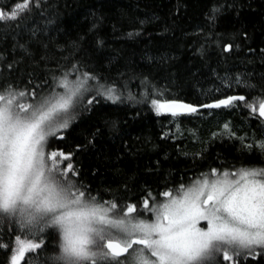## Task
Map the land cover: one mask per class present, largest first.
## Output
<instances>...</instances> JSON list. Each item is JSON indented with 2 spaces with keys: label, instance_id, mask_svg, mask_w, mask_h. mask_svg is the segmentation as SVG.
<instances>
[{
  "label": "trees",
  "instance_id": "1",
  "mask_svg": "<svg viewBox=\"0 0 264 264\" xmlns=\"http://www.w3.org/2000/svg\"><path fill=\"white\" fill-rule=\"evenodd\" d=\"M19 2L22 0H0V8L6 11ZM41 3L19 27L11 22L0 24V84L6 81L22 87L31 79L29 87H33L47 80L36 91L48 94L54 86L51 72L59 78L65 71L72 72L77 63L81 72L98 74L105 78L102 82H116L122 102L100 99L86 112L78 107L77 119L62 133L65 139H50L51 149L66 152L87 145L77 152L74 163L80 171L77 179L93 194L99 193L106 201L118 198L123 204L139 203L150 191L163 201L159 193L174 192L180 184L187 186L213 168L264 165V156L245 147L264 140V124L242 105L202 108L198 114L173 118L157 116L150 103L151 98L209 103L238 94L251 102L253 96H259V89L249 92L243 83H236V77L243 80L251 74V82L260 83L264 76L260 53L264 48V0ZM216 7L222 10L213 21L209 12ZM226 43L239 48L224 53ZM4 57L21 63L14 64L15 70L9 73ZM157 91L162 95H149ZM129 95L134 99H128ZM88 98L89 93H84V104ZM225 123L235 138L225 132ZM97 129L99 134L93 138ZM214 133L218 134L215 138ZM143 217L152 219L147 212ZM55 243L49 238V250ZM0 264H9L3 250ZM221 264L227 262L221 260ZM243 264H264V259L248 257Z\"/></svg>",
  "mask_w": 264,
  "mask_h": 264
},
{
  "label": "snow or ice",
  "instance_id": "2",
  "mask_svg": "<svg viewBox=\"0 0 264 264\" xmlns=\"http://www.w3.org/2000/svg\"><path fill=\"white\" fill-rule=\"evenodd\" d=\"M42 6L41 0H22L6 11L0 8V24L19 27ZM221 10L213 8L209 18L214 21ZM19 47L31 56L24 45ZM234 48L239 45L226 43L222 50L231 53ZM260 53L264 56V48ZM19 63L3 58L9 73ZM51 76L54 86L47 95L36 91L47 80L33 87L31 79L22 87L0 84V250L9 264H243L248 257L264 259V165L222 172L213 168L187 187L180 184L175 193H159L163 201L150 191L139 203L103 200L77 179L80 171L74 159L87 145L66 152L51 149L50 139H65L62 133L77 119L78 107L90 111L100 99L120 103L123 93L115 81L102 82L105 78L98 74L81 72L78 63L72 72ZM236 83L249 92L259 89L260 95L251 102L243 94L211 103L151 98V108L157 116L177 118L202 108L242 105L264 124V76L260 83L251 82V74L243 80L237 76ZM86 92L90 98L84 104ZM223 129L235 138L228 123ZM97 134L99 129L93 138ZM245 147L264 156V140ZM144 212L152 219L143 217ZM201 221L206 227L199 226ZM49 238L56 241L51 250Z\"/></svg>",
  "mask_w": 264,
  "mask_h": 264
},
{
  "label": "rangeland",
  "instance_id": "3",
  "mask_svg": "<svg viewBox=\"0 0 264 264\" xmlns=\"http://www.w3.org/2000/svg\"><path fill=\"white\" fill-rule=\"evenodd\" d=\"M74 79H75V77L71 78L70 80H74ZM59 91H63V89H59ZM45 95H47V94H45ZM246 167H247V166H246ZM219 171L222 172V171H224V170H219ZM228 171H234V170H228ZM210 172H211V171H210ZM210 172L205 173V174H210ZM202 178H203L202 175H200L198 179H202ZM195 180H197V179H195ZM195 180H193L192 182H194ZM189 185H190V184H189ZM189 185H187V186H189ZM187 186H186V187H187ZM174 193H175V191H174ZM199 226H201V227H206V222L201 221Z\"/></svg>",
  "mask_w": 264,
  "mask_h": 264
},
{
  "label": "water",
  "instance_id": "4",
  "mask_svg": "<svg viewBox=\"0 0 264 264\" xmlns=\"http://www.w3.org/2000/svg\"><path fill=\"white\" fill-rule=\"evenodd\" d=\"M209 103H211V102H209Z\"/></svg>",
  "mask_w": 264,
  "mask_h": 264
}]
</instances>
